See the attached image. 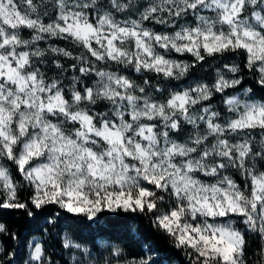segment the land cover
I'll return each instance as SVG.
<instances>
[{
    "label": "snow or ice",
    "instance_id": "snow-or-ice-1",
    "mask_svg": "<svg viewBox=\"0 0 264 264\" xmlns=\"http://www.w3.org/2000/svg\"><path fill=\"white\" fill-rule=\"evenodd\" d=\"M227 54L240 63L217 65L211 83H172ZM61 57L73 60L67 84ZM249 74L253 87L243 88ZM257 85L264 89V0H0V211L48 213L53 224L52 206L92 222L140 213L188 264H252L244 229L264 241ZM238 86L248 98L228 94ZM2 233L17 239L0 223ZM63 246L81 247L68 237ZM28 247L25 264H54L43 242ZM157 255L149 247L123 259L116 248L106 264H160ZM14 256L0 247V264ZM255 264H264V246Z\"/></svg>",
    "mask_w": 264,
    "mask_h": 264
},
{
    "label": "trees",
    "instance_id": "trees-1",
    "mask_svg": "<svg viewBox=\"0 0 264 264\" xmlns=\"http://www.w3.org/2000/svg\"><path fill=\"white\" fill-rule=\"evenodd\" d=\"M155 29H162L163 25L153 24ZM24 38H29L31 33L26 30L22 33ZM60 47H66L73 52L74 56L80 54L82 49L71 42L53 41ZM41 47H47L46 42H40ZM170 56L178 57L192 62L194 58L190 54L172 53ZM61 63L68 69L61 77L64 83L67 84L73 76V71L70 65L73 63L71 58L61 57ZM240 63L239 56H232L227 54L221 58H209L207 63H202L200 66L193 68L189 76L183 78V81H173V84L178 85L180 89L190 84V81H197L203 79L204 82L211 83L215 78V69L217 65L222 63ZM50 64V61H49ZM125 74L131 76L137 82H142L143 75L135 73L134 70L129 69ZM49 77L56 75V69L51 66V70L47 72ZM79 75V74H77ZM93 79L95 77L93 76ZM243 88L253 87V78L249 74L245 77ZM91 81H89L90 83ZM155 79L153 83H155ZM167 83V82H164ZM258 89V94L254 97L256 100L264 99V89ZM243 92L239 86L236 90L230 91L228 94L233 95ZM249 96L251 94H248ZM212 103L217 108L224 109L226 113L227 108L222 104L219 96L213 99ZM103 110V109H101ZM235 175L237 180L242 178ZM17 179H20L18 176ZM27 195L25 191L22 193ZM51 212L56 215L55 223H49V214H37L34 217H28L20 210H2L0 211V223L5 224L11 232L17 234V239L12 240L7 233L0 234V247H3L7 252L15 251V256L12 258L13 264H25L28 259L30 248L29 242L35 237L40 236L42 242L47 247V252L54 260V264H72L71 247L65 248L63 240L65 237L71 238L73 241L87 245L95 253L103 255L105 259L112 257L114 249H122L123 259H129L133 255L142 254L147 248H152L157 255L160 264H188V259L184 252L176 249L173 246L172 240L162 231L156 229L152 224V218L140 213H103L96 222L87 220L82 216H76L64 212L58 206H52ZM238 226H241L238 224ZM247 232V254L246 258L255 264L259 258V252L264 241L252 232ZM115 264V260H113Z\"/></svg>",
    "mask_w": 264,
    "mask_h": 264
},
{
    "label": "rangeland",
    "instance_id": "rangeland-1",
    "mask_svg": "<svg viewBox=\"0 0 264 264\" xmlns=\"http://www.w3.org/2000/svg\"><path fill=\"white\" fill-rule=\"evenodd\" d=\"M139 2H140V4L146 6L150 2V0H139ZM49 11H51V9H49ZM137 15L138 14L132 15L131 18H133V19L137 18ZM117 18L118 19H124L126 17L125 16H119L118 15ZM182 22L183 21H181V23ZM153 24L154 23L146 22L145 26L150 27V28H154V25ZM168 29H172L171 23H169L168 25H163L162 29H155L154 28V30L155 31H158V32L159 31L168 30ZM172 30H174V29H172ZM169 58H172V59H182V58H178V57H174V56H169ZM182 60H185V59H182ZM185 61H187V60H185ZM182 81H183V79L180 82H182ZM193 82L194 81L191 80L190 81V84L193 83ZM233 95L237 96L240 99H246V98H248L247 96L244 95V92L236 93V94H233ZM257 101H259V100H257ZM225 114H227V111H226ZM34 239L35 240H39V241L42 242V238L40 236H35L31 241H33ZM73 243L79 244L81 247H80V249L71 247L72 250H71V253L70 254H71L72 264H106V261L108 260V258L107 259L103 258L102 257L103 255H99V254L95 253L92 249H90L85 244H82V243H79V242H76V241H73ZM84 248H87L89 250V253L87 255L84 254L83 251H82ZM30 251H31V249H30ZM29 254H30V252H29ZM28 259H29V256H28Z\"/></svg>",
    "mask_w": 264,
    "mask_h": 264
}]
</instances>
